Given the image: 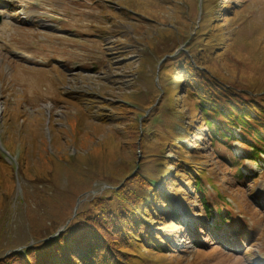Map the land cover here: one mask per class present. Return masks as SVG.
<instances>
[{
  "label": "rangeland",
  "instance_id": "rangeland-1",
  "mask_svg": "<svg viewBox=\"0 0 264 264\" xmlns=\"http://www.w3.org/2000/svg\"><path fill=\"white\" fill-rule=\"evenodd\" d=\"M16 1L0 8V155L13 168L0 163V260L142 191L164 247L116 257L264 264L263 162L244 160L236 140L215 145L241 178L215 160L180 74L191 60L264 104V0H22L23 22ZM263 120L250 108V122ZM199 169L231 224L217 226L215 208L207 218Z\"/></svg>",
  "mask_w": 264,
  "mask_h": 264
},
{
  "label": "trees",
  "instance_id": "trees-1",
  "mask_svg": "<svg viewBox=\"0 0 264 264\" xmlns=\"http://www.w3.org/2000/svg\"><path fill=\"white\" fill-rule=\"evenodd\" d=\"M199 66L191 60H187L183 63V70L180 74H183L184 77L188 76H186L187 79L184 78V83L194 102L193 108L197 110L196 114L202 117V122L207 128L211 153L214 154L215 160L226 167L234 178H241L243 168H237L235 165L227 166L226 161L220 158L221 155L215 145L217 143L226 145L227 141H233L234 131H236L240 136L238 146L243 149L240 154L245 155L244 160L248 162L260 160L263 162L264 169V120L261 122L262 125L250 122V108L264 118V104L260 101L261 99L257 100L260 96L253 93L250 95L236 92L204 74ZM256 118L258 120L259 117ZM170 145L175 146L172 143ZM235 161L236 158L233 157L229 158L227 162ZM0 163H5L6 168L10 172L13 171L12 166L3 160L1 155ZM241 164L242 161L239 165ZM204 172V169L196 170V173H193L194 180L192 181L193 192L201 198L203 211L207 218H213L215 208L214 218H218L219 225L230 221L231 213L228 212V209L223 212L221 204L208 203V198H215V195L221 197L219 191L212 184L211 187L215 195H208L203 182L207 178ZM2 182L3 180H0V184ZM208 183H210L209 180ZM147 188L151 189L152 186L149 184ZM150 192L153 191L150 190ZM145 194L138 191L133 195L130 193V197H120L130 199L126 204L119 200L118 205H123L120 208L115 205L112 209H106L103 205L96 204L95 212V208L92 207L94 215L93 213L88 214L84 220L72 219L65 228L60 229L57 233L55 229V232L53 231L47 236L44 235L45 237H42L38 244L25 246L24 252L19 249H11L0 260V264H129L123 258L116 257L114 252L130 247L138 251L139 248L135 243L150 245L151 247L144 246L143 249L161 253L164 246L155 236L149 235L148 222L144 219V217L151 219L154 216L148 211L149 207L142 203ZM222 200L225 199L222 198ZM223 205L229 206L230 203L224 201ZM159 208L162 209V207ZM154 209L157 212V208ZM66 213L62 226L69 219L70 212L66 210ZM48 229L49 227L46 230ZM139 247L141 248V246Z\"/></svg>",
  "mask_w": 264,
  "mask_h": 264
},
{
  "label": "bare ground",
  "instance_id": "bare-ground-1",
  "mask_svg": "<svg viewBox=\"0 0 264 264\" xmlns=\"http://www.w3.org/2000/svg\"><path fill=\"white\" fill-rule=\"evenodd\" d=\"M0 5H2L1 2H0ZM18 5H19V7L22 8L24 6L23 1L22 0H18ZM1 7H3V6H1Z\"/></svg>",
  "mask_w": 264,
  "mask_h": 264
},
{
  "label": "water",
  "instance_id": "water-1",
  "mask_svg": "<svg viewBox=\"0 0 264 264\" xmlns=\"http://www.w3.org/2000/svg\"><path fill=\"white\" fill-rule=\"evenodd\" d=\"M57 232H58V231H57ZM57 232H56V233H57Z\"/></svg>",
  "mask_w": 264,
  "mask_h": 264
}]
</instances>
